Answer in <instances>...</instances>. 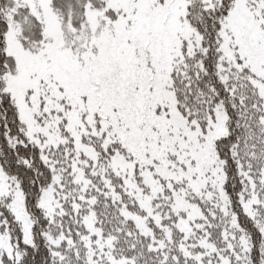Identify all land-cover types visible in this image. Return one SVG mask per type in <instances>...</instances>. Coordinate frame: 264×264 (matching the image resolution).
Here are the masks:
<instances>
[{
	"label": "snow or ice",
	"instance_id": "1",
	"mask_svg": "<svg viewBox=\"0 0 264 264\" xmlns=\"http://www.w3.org/2000/svg\"><path fill=\"white\" fill-rule=\"evenodd\" d=\"M0 264H264V0H0Z\"/></svg>",
	"mask_w": 264,
	"mask_h": 264
}]
</instances>
